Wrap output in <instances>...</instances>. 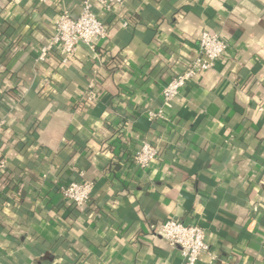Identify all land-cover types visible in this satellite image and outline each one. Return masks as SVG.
I'll list each match as a JSON object with an SVG mask.
<instances>
[{
    "label": "crops",
    "instance_id": "0c3cea01",
    "mask_svg": "<svg viewBox=\"0 0 264 264\" xmlns=\"http://www.w3.org/2000/svg\"><path fill=\"white\" fill-rule=\"evenodd\" d=\"M82 2L0 0V264H183L151 232L169 219L205 230L215 261L199 264H264V0L95 4L110 31L96 53L38 63L61 12L77 16ZM204 32L229 53L187 84L165 120L150 121ZM94 79L104 98L88 104ZM49 88L57 93L41 99ZM143 143L159 158L140 175L130 160ZM83 181L94 184L92 201L76 209L60 188Z\"/></svg>",
    "mask_w": 264,
    "mask_h": 264
},
{
    "label": "built area",
    "instance_id": "2783aa9c",
    "mask_svg": "<svg viewBox=\"0 0 264 264\" xmlns=\"http://www.w3.org/2000/svg\"><path fill=\"white\" fill-rule=\"evenodd\" d=\"M46 2V0H44ZM95 4H99L105 11H113L122 5L123 0H83L79 15L69 9L61 12L56 24L50 45L42 48L38 63L47 62L52 53L59 52L60 63L68 66L75 58L79 48L85 47L96 53V40L109 39L110 31L106 24L99 20L94 12ZM127 27V25H125ZM230 46L217 33L204 32L200 40V55L188 69L173 78L162 91L163 106L155 112H149V120H165L164 109L171 107L181 95L187 84L198 75L214 70L216 64L229 53ZM97 79L89 83L85 93V101L94 104L100 100L97 91ZM8 125L6 120H0V131ZM159 158L157 147L143 143L140 148L132 152V169L137 174H143ZM8 166L7 160L0 154V174ZM61 196L65 202L76 207H88L92 201L94 184L89 181L71 183L61 188ZM151 232L160 235L173 248L179 250L183 264H199L201 256L208 255L212 263L215 261L210 246L206 241L205 230L197 225H186L176 219H169L163 223L151 226Z\"/></svg>",
    "mask_w": 264,
    "mask_h": 264
},
{
    "label": "trees",
    "instance_id": "16d2710c",
    "mask_svg": "<svg viewBox=\"0 0 264 264\" xmlns=\"http://www.w3.org/2000/svg\"><path fill=\"white\" fill-rule=\"evenodd\" d=\"M58 2H60V0H57V3ZM100 20V19H99ZM101 21V20H100ZM103 22V21H102ZM104 23V22H103ZM59 60V62H61L60 61V59H58ZM61 64V63H60ZM70 65V64H69ZM68 65V66H69ZM106 65V64H105ZM107 67V66H106ZM105 67V68H106ZM100 85H101V83L100 82H98V85H97V91L99 90V88L98 87H100ZM99 92V91H98ZM57 92H55V90H52L51 88H49L45 93H43L42 92V90L40 89L39 90V92H38V95H39V97L41 98V99H43V100H48L52 95H54V94H56ZM101 92H99V97H100V100L101 99H103L104 98V94L102 93V94H100ZM10 108V107H9ZM2 119V116H0V120ZM35 125V126H34ZM33 125V130L34 129H36V124H34ZM31 131V130H30ZM28 135H30L31 134V132H28L27 133ZM17 143L16 144H18V147H19V153H20V155H21V157H22V159H23V161L24 162H26L28 165H32V163H33V168L34 169H38V170H42V166H41V164H39V162L37 161V160H32V158H31V156L29 155V153L27 152V144H25V143H23V142H20L19 140H17L16 141ZM41 172H43V171H41ZM76 207V206H75ZM79 207H76V209H78ZM76 209H74L73 211H72V213L70 214V218H72V219H74V212H75V210ZM62 224H64L65 226H67V227H71V225H68L67 223H66V221L64 220V219H61V221H60Z\"/></svg>",
    "mask_w": 264,
    "mask_h": 264
}]
</instances>
